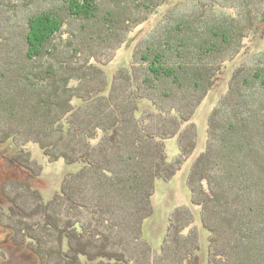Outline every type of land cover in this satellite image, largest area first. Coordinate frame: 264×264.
<instances>
[{
	"label": "trees",
	"instance_id": "1",
	"mask_svg": "<svg viewBox=\"0 0 264 264\" xmlns=\"http://www.w3.org/2000/svg\"><path fill=\"white\" fill-rule=\"evenodd\" d=\"M170 1L0 0V142L12 141L24 158L16 156V163L33 175L40 173L23 150L31 143L55 161L79 166L50 202L28 184L41 200L27 216L30 222L2 225L41 264H49L45 256L57 264H84V258L130 264L128 258L134 262L141 252L133 244L146 255L140 227L128 242L122 234H129L154 184L173 178L196 150L193 118L217 78L251 51L248 41L260 27L264 0H191L163 14L109 89L98 65L110 64L129 35ZM229 80L209 115L206 148L191 166L190 188L207 185L206 201L195 205L213 209L217 223H232L223 245L211 240L221 264H229V256L264 264V51L235 68ZM146 100L157 114L147 119L138 115ZM176 137L181 159L171 163L166 143ZM211 219L207 214L203 223L216 234L206 227L215 224ZM54 233L55 256L44 239Z\"/></svg>",
	"mask_w": 264,
	"mask_h": 264
},
{
	"label": "rangeland",
	"instance_id": "2",
	"mask_svg": "<svg viewBox=\"0 0 264 264\" xmlns=\"http://www.w3.org/2000/svg\"><path fill=\"white\" fill-rule=\"evenodd\" d=\"M190 4L191 0L168 2L162 10V14L156 17L153 22L139 26L129 35L127 42L116 52L115 59L110 64L106 66L98 65L105 70V78L108 81L109 89L113 88L114 76L118 71L123 67L128 68L130 66L135 47L148 37L149 33L164 16L163 14L173 7H187ZM248 45L251 48L250 53L245 51L241 53L237 60L229 66V69L227 68L225 73L217 78L214 89L195 112L193 124L196 126V150L173 178L167 182L159 180L155 184L152 183V185L154 184L153 196L150 200H146L147 197L143 198L146 201V207L139 210L137 213L139 218L127 228L129 234L127 232L122 234L125 236L124 240L128 242L127 238L134 239L136 232L141 229L140 236L142 239H140V242L143 244L141 246H143L146 255H141L143 251L139 246L136 247L133 244V249L141 252L136 254L138 257L134 262L130 257L128 258L130 264H216L217 261L221 264V261H223L220 255L217 257L215 251L218 249L212 245L211 240L213 238V240L218 241L216 246H219L220 242L223 245L222 236L225 235L223 233L224 229H227L226 224L232 223L227 220L217 223L214 219L213 209H206L204 206L201 208V206L195 205L196 201H202V199L206 201V197L202 192L210 194V191L207 185H204V188L202 187V191L198 187L196 190L191 191L190 169L206 148L209 115L218 105L221 97L228 92L230 74L235 68L252 58L253 54L264 51V7L260 17V27L253 33ZM102 46L104 45H100V49H102ZM140 105L141 110L138 115L143 114L146 119L147 115L155 116L156 110L151 102L146 100ZM178 140L179 138L176 137L166 143V150L171 163L178 162L181 159ZM18 150L12 141L0 142V264H41L40 258L26 246L15 245V233L10 228L2 225L16 224L19 228V224H28L30 221H27L26 218L36 211L34 206H37L41 200L44 203L50 202L56 194H60L65 177L68 174L77 173L75 171L78 170L79 166L68 165L64 160L55 161L39 145L31 143L23 147V150L29 151L30 155L25 153V156L30 158V166L40 173V175H33L30 170L24 169L16 163V156L19 160L24 161L23 155L21 158ZM28 184L35 191L38 190L40 196H42L40 201L37 200L36 194L29 190ZM153 189L151 190L153 191ZM207 214L211 215V220H213L211 222L215 224H208L206 227L215 229L216 234L215 231L212 234L210 230L205 228L203 216L207 217ZM147 216L149 217L142 221L141 218ZM216 217H220L218 212ZM250 223L257 224L253 218ZM57 236V233L52 234L50 241L48 237L44 236V239L47 240L48 249L46 250L54 256L56 246L59 245L56 240ZM23 239V237H20V240ZM130 247L132 246H128V248ZM223 250H221L222 253ZM189 253H192L193 256ZM121 255L124 257L123 253ZM187 255L189 256L187 257ZM229 257L231 258L228 259L229 264H240V261L233 258V256ZM244 257L248 260L251 259L250 250L245 244ZM45 259L49 264H57L56 259L53 257L49 259L45 256ZM83 260L84 264H97V262H89L85 258ZM104 262L100 261L98 264H108L109 261L105 260Z\"/></svg>",
	"mask_w": 264,
	"mask_h": 264
}]
</instances>
